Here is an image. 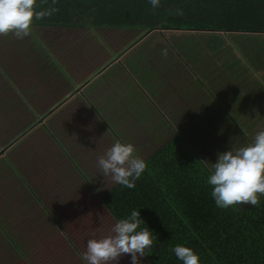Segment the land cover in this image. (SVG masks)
I'll return each instance as SVG.
<instances>
[{
	"label": "trees",
	"instance_id": "16d2710c",
	"mask_svg": "<svg viewBox=\"0 0 264 264\" xmlns=\"http://www.w3.org/2000/svg\"><path fill=\"white\" fill-rule=\"evenodd\" d=\"M50 8L57 10L43 19H34L31 27L85 28L88 34L98 37L102 35L100 31L107 30L104 38H115L116 56L156 29L264 33V0H160L155 9L149 0H37V11ZM178 9L182 14H177ZM98 47L113 50L108 45ZM72 49L78 50L76 46ZM180 66L186 67L182 62ZM71 106L65 103L48 112L39 135L42 141L26 142L24 154L0 158V173L19 178L25 196L38 195L41 213L55 214L47 211V185L54 184L65 197L71 192L67 186L71 181L66 177L79 175L69 147L59 136L83 131L82 120L73 118L75 113H67ZM87 111L94 109L87 105ZM177 113L186 114L185 110ZM223 114L218 105L212 104L196 115L199 119L194 129L232 128L219 152L247 144L238 127ZM96 121L90 120V126L99 119ZM101 123L104 127L102 119ZM103 135L108 136L106 127ZM180 137L176 134L144 159L147 167L134 188L114 183L110 176H105V183L98 188L91 181L93 193L84 194L85 200L80 203L71 192L70 200L78 203L73 215H65L62 226L29 250L22 249L19 240H14L4 228L7 213L1 205L9 210L10 201L17 198L14 189L4 182L7 188H2L9 195H0V264H86L81 253L86 250L91 234L97 237L109 234L114 223L130 216L134 209L145 223L141 227L147 226L155 238L148 254L140 258L141 264H182L172 251L177 244L192 248L199 255L200 264H264V195H259L260 203L255 207L247 204L217 207L207 184L209 169L198 156L199 147L194 148ZM104 153L95 148V154ZM58 160L68 164L56 165ZM80 170L83 172L81 167ZM23 172L30 176L25 177ZM31 176L33 181L28 179ZM41 177L50 182L46 186L37 185ZM70 212L71 209L66 214ZM16 218L19 219L17 215ZM118 264H131L130 255H123Z\"/></svg>",
	"mask_w": 264,
	"mask_h": 264
},
{
	"label": "rangeland",
	"instance_id": "374dc122",
	"mask_svg": "<svg viewBox=\"0 0 264 264\" xmlns=\"http://www.w3.org/2000/svg\"><path fill=\"white\" fill-rule=\"evenodd\" d=\"M36 31L42 40H44L45 36L48 35L46 36L48 39L53 38L54 40L63 41V44L60 45L58 49L59 51L56 54L61 58L60 52H63V54L65 53L66 55L63 58V61H76V72L73 71L69 66L67 67L69 73L76 79H80L78 74H81V76H83L84 74H89V72L92 71L93 61H96L98 56L100 57V60L107 58L109 53L106 52L105 49L101 50V47H98V45H108L112 48L113 46H115L114 37H110L107 39L104 38L108 33L107 30L100 31V34H102L100 36L103 38L95 35L91 36V34H88L89 30L85 28L52 29L41 27L36 28ZM203 32L204 31L195 32L189 30H171L169 35H166V37L177 40V36H179V39L182 41L181 49L186 51L185 54L196 50L195 55L193 54L192 56V60L197 62L198 68L208 70L210 74H208L209 76L207 77V74L205 72H202V75L205 76L207 83L199 75H196L195 79L198 83L202 82L205 83L207 87L210 86V88L214 91L215 100L221 99V97L217 95V93H226L229 88H232L228 91V98H222V100L227 101V104H225L221 100L220 104L223 105L226 109H235L234 111H232L233 117H237L238 119H247L258 114L257 110H249L248 108L251 107L247 105L252 103H264V33L216 32L215 34H213ZM3 36L12 37L13 34L9 33L8 35ZM39 37L37 38L40 39ZM28 39H32L33 42L36 40L34 36H29ZM74 46L78 48L77 51H74L72 49V47ZM141 50L144 49L138 50L137 48V50L134 51H138L139 53V51ZM21 51L23 52H21V54H18L16 57H6V55L5 58L0 57V72L5 70V72H3L4 74L2 73L4 77L8 75L11 78V74L13 75V73H15L16 76L18 74L21 75L23 73H27L30 69L29 64L33 62V59L25 55V47L24 49H21ZM110 53H114V48ZM144 53L146 54L145 50ZM151 54L158 77L154 79L151 77H143V82L149 83V86L147 88H151V90L154 91L153 93H157L155 91H159V89L164 92L166 91L168 97H170L168 106L171 107L172 111L176 106H181L179 110L185 109L186 114L189 113V116L183 119L185 120V122H188L190 111L197 104V106H203V100H199L195 105L192 98L198 99V97L196 94L190 95L188 93L189 86L186 88V90L180 86V84L188 82L187 79L189 77L191 78V80L194 79V75L188 74L191 72L187 71V67L182 68L180 66V68L176 69V55H174L172 51H169V49L164 48L162 45H158L157 48H154ZM38 58L39 61L44 62V55L42 54V52L39 53ZM173 60L175 61L172 63ZM165 61H171L169 72L161 74L159 69L161 68V64ZM145 65H147L146 61H144L140 66ZM146 69L147 67H142L141 71L144 72L146 71ZM135 70L140 71V69H133V71ZM230 71L232 73H238L239 75H242V79L238 80L237 74L236 78L233 79L235 84L233 81H229L228 77L232 75ZM33 73L35 72L33 71ZM185 74H188L189 76H184ZM154 76H156V74H154ZM237 81H239L240 84L239 86L235 87ZM77 82L79 83L81 82V80ZM190 83L192 84L193 82L191 81ZM243 86L244 89H242ZM180 87L182 89L183 95L179 94ZM24 88L27 89L29 88V86H22V88L19 89L18 95L21 94L22 97L26 96L24 94ZM40 89H42L40 97H45L43 88L37 87L36 91L38 92ZM174 89L178 90L177 95L173 92L175 91ZM93 96L94 97L91 98V101L83 99L81 100L78 97L73 96L68 100H63L67 96L65 98H62V102H64V104L69 103L73 105L69 108V110H67V113H75L73 118H80L83 124V131H73L72 134L59 135L61 141L69 147L72 162L79 168L78 173L80 176L74 173L66 177L71 181L67 185L68 190H70L74 194V196L78 198V203L85 200L84 194L93 193V191L91 190V181L94 182V187L96 188H98L101 183H105L103 179L104 176L102 173H100V169L98 167H95V165L97 164V158L100 156L99 154H95V148H98L99 151L105 152L114 143V141L119 138L116 135L114 136L115 138H112L109 134L108 136L103 135L104 127L102 126L101 119L102 121H104V119L107 120L108 118L109 121L118 124L123 133L125 132L126 134V136H124L123 138L127 140L122 141L132 143L136 148V154H138L143 159L157 148L158 144H160L159 141H163L165 139L161 137V140L157 141L156 137H150V133H148L141 126L126 127L125 124L126 122H128V116L126 115L125 118V114L127 112H125L123 108H120L122 110H117L109 106L108 104H110V102L108 101V98H103L108 96L99 97L97 94H94ZM203 96H205L204 91H200L199 97L202 98ZM245 99L250 101V103H248ZM90 102L96 103L97 105H93ZM36 103L38 104V107L39 105H41L39 101H36ZM50 103L51 102H48L47 106L51 105ZM87 105H91L94 109V112H88ZM27 106L29 107V104H27ZM144 106L145 105H142V107ZM44 107L45 106H42V108ZM105 108L108 110H105ZM263 108L264 107H262V109ZM38 111L39 113L44 112L41 110ZM22 112L24 113L25 110H22ZM199 112L200 107H198L196 111H192V113H195V115H198ZM54 113H52V115ZM261 113H263L264 117V112ZM5 115L7 114L5 113ZM44 116H48V114H44L42 117ZM97 119H99L98 123L92 125L93 127L90 126V120L93 122H97ZM177 122L175 121V123ZM74 123L75 125H77L76 120H74ZM246 123L247 124H245L242 128H238V133H242V136L246 138L249 143L252 141L257 132H259L260 130H264V120H249L246 121ZM256 123L257 125H254ZM169 129H175L179 133V137L180 135H182L184 140L190 143V145H192L194 148L197 149L199 147V149H197L199 153L198 156L200 157L206 168L210 169L212 163L216 161L219 148L222 145L220 143L224 142V140L227 141L229 139V131L232 128L205 126L197 127L196 129H194V126L184 128L179 125H173L170 126ZM34 130H36L37 132L42 131V125L37 126ZM112 131L114 135L115 130L112 129ZM176 131L174 132V134L176 133ZM162 134L165 135L163 131ZM30 141L35 142L33 137H31ZM51 159L54 160L55 157ZM62 163H64V165L68 164V162H64L62 160H58L55 162L56 165H62ZM80 167L83 169V172L80 170ZM82 173L84 175H82ZM24 175L25 177L30 176L26 173H24ZM33 178L34 177L31 176L28 179L33 181ZM4 182H7L14 189L13 191L17 196L16 200L12 199L10 201L11 208H9V210L5 205H1L2 209H4L7 213L4 220V228L8 230L7 232L13 237L14 240H19V242L17 243L24 250H29L31 247L37 245V243H41L42 241L50 237V234L54 233L60 226L65 223V215H73V210L77 207L78 204L75 201L70 200L71 192L63 197L62 190L58 191L54 184H48L50 181L41 177L39 184L37 185L46 186L48 184L46 187V189L49 191V196L46 199V204L49 205L47 211L53 212L55 214L41 213V206L38 203V195L34 193V195L32 196H25L22 192L21 182L19 178H13L6 174L0 173V195H9L7 194V191L2 188H7L4 185ZM16 189L19 192H16ZM76 194L78 196L81 195L83 198L77 197ZM5 198L8 199L7 196ZM70 209L71 212L66 214ZM16 215L19 219L16 218Z\"/></svg>",
	"mask_w": 264,
	"mask_h": 264
},
{
	"label": "crops",
	"instance_id": "0c3cea01",
	"mask_svg": "<svg viewBox=\"0 0 264 264\" xmlns=\"http://www.w3.org/2000/svg\"><path fill=\"white\" fill-rule=\"evenodd\" d=\"M36 28V26L31 27L29 34L30 37L34 36L36 38L37 41L35 40L34 42L32 41V39H28L29 36L24 39H17L14 35L12 37H4L3 35H1L0 38L1 58H5V55L6 57H16L18 54H21V52H23L21 51V49H24L25 47V55L33 59V62L29 64L30 69L27 73H23L21 75L18 74L17 76L15 73H13V75L11 74L10 78L8 75L6 77L2 75L5 70L0 72L1 158L6 154H24L22 149L26 145V142L31 140V137H33L35 141H42L43 139L39 137L42 131L37 132L34 129L37 126L42 125L44 121L48 119V112L58 110L64 105V102L62 101L66 99L68 100L72 96H80L83 100L88 101L92 100L91 98L94 97V94H97L99 97L108 96L103 98H108V101L110 102V104H108L109 106L117 110L123 108L125 112H127L125 114V118L126 115L128 116V122H126L125 124L126 127L141 126L148 133H150V137H156L157 141L161 140V137L163 139L165 138L163 141H159L160 144H158L157 147L175 137L176 133L179 134L175 129H169L170 126H195L196 121H198L199 118L196 117L195 113H192V111H196L198 107H200V111H204L208 110L212 104L218 105L220 109L225 113L223 115L230 118L231 120H229L232 121L231 123L238 128H242L245 124H247L246 121L249 120H264L263 113H261L264 112V108L262 109V107H264V103H252L247 105L251 107L248 108L249 110H257L258 114L247 119H238L237 117L232 116V111H234L235 109H226L223 105L220 104V100L227 104V101L222 100V98L227 99L228 91L232 88H229L226 93H217V95H219L221 99L215 100L214 91L210 88V86L207 87L206 84L202 82L197 83L195 79L196 75L201 76L202 79L206 82L205 76L202 75V72H205L207 74V77L209 76L208 74H210V72L208 70L198 68L197 62L192 60V56L193 54L195 55L196 50L185 54L186 51L181 49L182 41L179 39V36H177V40L166 37V35H169L172 29L152 30L150 33H148L146 36H144L142 39H140L138 42H136L125 52L121 53L118 56L114 55L115 53L111 54L107 48H104L106 52L109 53H107V58L100 60V57L98 56L97 60L93 61L92 72L90 74H84L83 76L77 73L80 79H76L69 73L67 69V67L69 66L73 71L76 72V63L70 64L66 60H64V62L63 52H60L61 58L56 54L59 51L58 49L60 45L63 44V41L54 40L53 38L48 39L46 37L48 35H46L44 40H42L39 37ZM51 28L56 29L61 27L51 26ZM203 33L215 34L216 32L204 31ZM37 37H39L40 39H38ZM158 45H162L164 48L169 49V51H172V53L176 55L177 60L172 61V63L175 61L176 69L180 68V63L182 62L188 68L187 71L191 72L188 74L194 75V79L191 80V78L189 77L187 79L188 82L182 83L180 84V86L185 90L189 86L188 93L190 95L196 94L198 97V99L192 98L195 105L199 100H203V106H197V104L190 111L188 122H185L183 118H187L189 116V113L185 115L177 113L181 106H176L173 111L171 107L168 106L170 97H168L166 91L164 92L159 89V91H155L157 93H153L154 91H152L151 88H147L149 86V83L143 82V77H151L153 79L158 77L151 56L152 50L154 48H157ZM137 48L138 50L144 49L146 51V54L144 53V50L139 51V53L138 51H134L137 50ZM40 52H42V54L44 55V62L39 61L38 57ZM144 61H146L147 65L140 66ZM170 63L171 61H165L161 64V68L159 69L161 74L169 72ZM142 67H147L146 71L142 72ZM133 69H140V71H133ZM33 71L35 73H33ZM154 74H156V76H154ZM188 74H185L184 76H189ZM237 74L238 73H232V75L228 77V80L234 82L233 79L236 78ZM241 79L242 75L238 74V80ZM79 80H81V82L78 83L77 81ZM191 81L193 82L192 84L190 83ZM239 84L240 82L237 81L235 87L239 86ZM25 85H28L29 88H24V94L26 96L22 97L21 94L18 95V92L19 89H21L22 86L25 87ZM37 87L43 88L45 97H40L42 89L37 92ZM181 87L179 89V94L183 95ZM242 89H244V86L242 87ZM174 90L175 91L173 92L177 95L178 90ZM200 91H204L205 94V96H203L202 98L199 97ZM63 97L66 98L62 100ZM36 101L40 102L41 105H39V107L37 106L38 104L36 103ZM48 102H51V105L47 106ZM93 102L90 103H92L93 105H97ZM247 102L250 103V101L248 100ZM27 104H29V107L27 106ZM142 105L145 106L142 107ZM42 106L45 107L42 108ZM22 110H25V112L23 113ZM38 110L44 111L45 113L41 111V113H39ZM105 110L108 109L105 108ZM5 113L7 115H5ZM44 114H48V116L42 117ZM104 121L103 123L104 127H106L107 134H109L112 138H115L114 136L116 135L123 141L127 140L123 138L124 136H126V134L125 132L123 133L118 124L109 121L108 118L107 120L104 119ZM175 121L178 122L175 123ZM257 123L254 125H257ZM112 129L115 130L114 135ZM162 131L165 135L162 134ZM175 131L176 133L174 134ZM29 143H31V141ZM222 143L223 142H221L220 144ZM149 155H147L146 157H148Z\"/></svg>",
	"mask_w": 264,
	"mask_h": 264
},
{
	"label": "clouds",
	"instance_id": "9594fccd",
	"mask_svg": "<svg viewBox=\"0 0 264 264\" xmlns=\"http://www.w3.org/2000/svg\"><path fill=\"white\" fill-rule=\"evenodd\" d=\"M153 9L160 0H149ZM37 0H0V35L13 34L17 39L29 36L33 20L52 15L57 9L36 10ZM177 14H182L178 9ZM103 176H110L114 183L134 188L135 182L145 171V160L136 154L130 142L116 139L97 158ZM207 176L211 186V197L219 208L234 205H259V195H264V130H260L251 142L217 154ZM144 221L138 210L130 216L117 220L107 235L97 237L95 233L87 240L81 259L86 264H118L125 254L130 255L131 264H141L140 258L148 254L153 246V232L141 227ZM182 264H200L199 255L190 247L177 244L172 248Z\"/></svg>",
	"mask_w": 264,
	"mask_h": 264
}]
</instances>
